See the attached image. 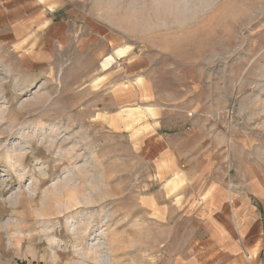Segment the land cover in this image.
Instances as JSON below:
<instances>
[{"label": "rangeland", "instance_id": "374dc122", "mask_svg": "<svg viewBox=\"0 0 264 264\" xmlns=\"http://www.w3.org/2000/svg\"><path fill=\"white\" fill-rule=\"evenodd\" d=\"M47 7L31 43L0 14V264H170L197 235L145 205L163 155L264 156V0Z\"/></svg>", "mask_w": 264, "mask_h": 264}, {"label": "crops", "instance_id": "0c3cea01", "mask_svg": "<svg viewBox=\"0 0 264 264\" xmlns=\"http://www.w3.org/2000/svg\"><path fill=\"white\" fill-rule=\"evenodd\" d=\"M49 2L0 0V14L7 17L11 31L25 32L18 35L31 43L54 26L46 13ZM28 43L26 51L39 50ZM205 155L201 164L184 169L178 161L166 166L168 158L163 155L160 173L170 183L159 193L169 199L170 207L144 200L153 217L162 222L171 208L184 209L193 219L197 236L170 264H264V156L240 158L235 151L227 155L215 148ZM182 173L181 183L177 177Z\"/></svg>", "mask_w": 264, "mask_h": 264}, {"label": "bare ground", "instance_id": "6f19581e", "mask_svg": "<svg viewBox=\"0 0 264 264\" xmlns=\"http://www.w3.org/2000/svg\"><path fill=\"white\" fill-rule=\"evenodd\" d=\"M114 63H116L115 58L113 56H109L102 62L101 66L104 70H108L113 66Z\"/></svg>", "mask_w": 264, "mask_h": 264}]
</instances>
